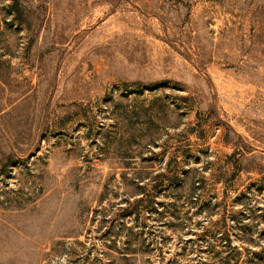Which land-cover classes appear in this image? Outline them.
<instances>
[{"label":"rangeland","instance_id":"obj_1","mask_svg":"<svg viewBox=\"0 0 264 264\" xmlns=\"http://www.w3.org/2000/svg\"><path fill=\"white\" fill-rule=\"evenodd\" d=\"M0 264H264V0H0Z\"/></svg>","mask_w":264,"mask_h":264}]
</instances>
